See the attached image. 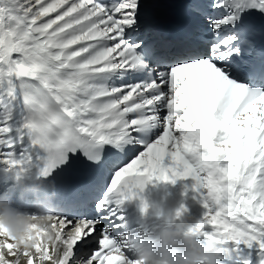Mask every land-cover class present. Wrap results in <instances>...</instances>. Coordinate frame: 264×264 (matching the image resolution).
I'll use <instances>...</instances> for the list:
<instances>
[{"label":"snow or ice","instance_id":"6c2138e0","mask_svg":"<svg viewBox=\"0 0 264 264\" xmlns=\"http://www.w3.org/2000/svg\"><path fill=\"white\" fill-rule=\"evenodd\" d=\"M148 7L0 0V161L72 210L29 249L0 234L3 264H136L138 238L113 221L145 176L192 179L206 208L193 234L264 249V0L189 3L199 23L179 43L145 38ZM74 161L92 176L62 192Z\"/></svg>","mask_w":264,"mask_h":264},{"label":"clouds","instance_id":"9594fccd","mask_svg":"<svg viewBox=\"0 0 264 264\" xmlns=\"http://www.w3.org/2000/svg\"><path fill=\"white\" fill-rule=\"evenodd\" d=\"M45 182L37 176L19 180V195L31 194V210L18 205L14 193L0 191V234L11 237L18 248L29 249L35 242V234L56 213L54 193ZM189 229L184 224L168 222L158 231L138 239L136 264H222L218 242L212 239L202 242Z\"/></svg>","mask_w":264,"mask_h":264},{"label":"bare ground","instance_id":"6f19581e","mask_svg":"<svg viewBox=\"0 0 264 264\" xmlns=\"http://www.w3.org/2000/svg\"><path fill=\"white\" fill-rule=\"evenodd\" d=\"M174 0H148L150 7L142 10L141 24L144 28V35L151 31L152 22L154 20V10L162 3ZM197 2V0H180V3H174V5L181 10L182 19L186 21L187 26L193 29L199 21L194 19L187 10L189 3ZM210 2V0H208ZM124 162H129V156L122 157ZM35 176L34 173H26L23 177H19L15 169L10 168L7 163L0 161V191H8L15 194V202L21 207H28L31 210V194L19 195V180H30ZM158 178V177H156ZM162 183L168 182L171 186L170 191L174 198L179 202L181 206V214L179 218L174 222L177 224H184L186 228L193 227L199 222L206 211L203 205L201 192L192 187L194 183L190 177L177 178L175 182L171 180L165 181L158 178ZM190 189L189 192L186 189ZM101 189H98V192ZM118 217L113 221L114 223H120L122 225V231H126L130 235L137 237L138 239L144 237L149 233L158 231L160 227L166 226L165 222L147 218L143 213H136L134 209L129 208L128 203L122 202L117 206ZM144 208H140V212H143ZM72 210L67 208L62 213H71ZM85 215L92 216L94 211L92 206L89 205L84 212ZM100 226L105 227L104 224ZM99 227V226H98ZM101 228V229H102ZM211 226H205L204 231L210 232ZM202 242H207L209 238L200 234L197 236ZM220 248V258L222 264H264V249H261L256 242H253L251 246L243 242H235L231 240L218 242ZM131 255L135 257L136 250H130Z\"/></svg>","mask_w":264,"mask_h":264},{"label":"rangeland","instance_id":"374dc122","mask_svg":"<svg viewBox=\"0 0 264 264\" xmlns=\"http://www.w3.org/2000/svg\"><path fill=\"white\" fill-rule=\"evenodd\" d=\"M102 228V226L99 225L98 231ZM91 247H95V244L91 245Z\"/></svg>","mask_w":264,"mask_h":264}]
</instances>
